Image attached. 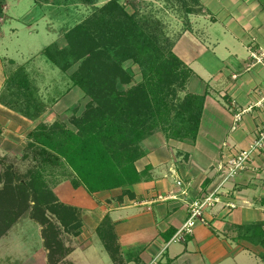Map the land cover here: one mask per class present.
<instances>
[{
  "label": "crops",
  "instance_id": "1",
  "mask_svg": "<svg viewBox=\"0 0 264 264\" xmlns=\"http://www.w3.org/2000/svg\"><path fill=\"white\" fill-rule=\"evenodd\" d=\"M201 2L213 20L197 23L193 34L184 35L175 46V52L194 71L189 91L207 92L197 139L168 138L161 131L147 137L142 142L145 155L136 162L143 173L139 183L97 193L66 181L56 192L52 187L61 203L81 213L85 225L91 228L95 223L91 230L86 226L73 234V249L62 259L65 264H264L262 244L245 238L252 232L239 236L237 228L264 223V157H257L256 165L222 189L226 193L223 201L237 204L236 208L229 210L219 203L207 211L209 226L197 224L186 241L173 239L187 218L186 200L202 195L216 182L215 165L223 156L224 143L237 149L247 147L261 124L256 113L250 112L244 114L241 126L232 130L237 111L233 103L246 108L264 89V66L253 56H264V0ZM0 5L1 175L8 166L15 171L8 159L25 158L29 133L46 119H55L67 103L60 100L57 107L46 106L39 117L29 118L1 101L9 75L20 66L30 71L29 61L43 57L41 52L52 40L53 31L47 18L28 21L35 0H1ZM199 28L204 33L200 41L194 35ZM40 32L47 45L37 43L36 47ZM69 94L67 101L79 94V87L71 86ZM105 221L115 241L116 259L107 248H99V238L103 239L98 228ZM30 222L38 225L37 232L29 229ZM42 228L30 214H24L0 239V264H62L52 262Z\"/></svg>",
  "mask_w": 264,
  "mask_h": 264
},
{
  "label": "trees",
  "instance_id": "2",
  "mask_svg": "<svg viewBox=\"0 0 264 264\" xmlns=\"http://www.w3.org/2000/svg\"><path fill=\"white\" fill-rule=\"evenodd\" d=\"M195 2L199 5L197 13L202 2ZM66 41L64 48L48 45L43 54L64 71L81 61L70 78L74 86L91 96L92 102L77 121L76 130L61 122H41L29 133L27 146L38 163L24 176L11 167L0 175V179L8 177L0 189V239L29 213L43 227L51 252L47 225L52 229L62 226L66 231L76 228L78 235L81 223L76 209L61 203L51 188L47 180L49 165L72 169L73 185H83L90 193L139 183L143 173L137 170L136 162L145 155L142 142L157 131L168 138L196 140L207 98V92L187 91L194 71L174 51L176 41L164 38L159 22L137 10L129 12L118 0L108 1L87 22L78 24L68 32ZM127 60H134L140 67V83L131 84L132 70L124 66ZM21 67L7 78L1 101L29 118H37L45 107L33 98L29 77ZM124 85L129 86L121 88ZM237 228L239 236L252 232L245 238L264 247V223ZM98 232L116 259L106 221Z\"/></svg>",
  "mask_w": 264,
  "mask_h": 264
},
{
  "label": "rangeland",
  "instance_id": "3",
  "mask_svg": "<svg viewBox=\"0 0 264 264\" xmlns=\"http://www.w3.org/2000/svg\"><path fill=\"white\" fill-rule=\"evenodd\" d=\"M108 1L111 0H35V5L32 8L31 15L28 17V21L35 20L39 17L47 18L49 30L51 29L53 31L51 36L52 40L49 42V45L57 44L59 47L64 48L68 45L66 41V35L68 34V32H70L78 24L87 22L89 18H91V15L95 14V12H97V10L104 6ZM186 1L187 6H184V0H118L119 4L125 6L129 12L133 13L135 10H137L140 13H145L151 16L154 20H157L159 22L160 28L162 29V33L164 34V38L170 37L172 41H176V45L184 35L193 34L192 31L194 30V28H196L197 23L204 21L208 23L207 20H213V16H211V14H207V12L204 11L205 8L203 4L201 11L194 13L196 10H199V5L195 2V0ZM0 8H2L1 5ZM213 14L214 13H212V15ZM203 15H207L208 17L204 18L202 17ZM198 25H201V23H199ZM43 30L45 32L47 29L43 27ZM41 34L43 33L40 32L38 40L34 41V46L36 47L38 46L37 43L43 46L47 45V43L45 44L44 40L41 38ZM203 34L204 33L202 29L200 30V28L198 31H196V33H194L195 37L199 41L201 40V36H203ZM29 45H31L30 42ZM10 46L15 47L14 44H10ZM185 47L187 46L185 45ZM42 53L43 52H41V54ZM29 62H31L30 65L33 67L30 71H28L25 67L21 68L24 69L29 77L34 93L33 98L38 100V102H41V104L43 105L42 107L49 106L51 109H53V107L55 106L57 107L60 100H64V102L66 101L65 103H67L60 115L52 120L46 119L45 123L50 125L55 122H61L67 127L76 130L77 121L84 114L87 107L92 102L91 96L87 95L80 86H77L79 87V94H74V96H71L70 101L66 100V98L70 96V94L67 95V93H69L71 86H74L73 81L70 77L80 67L81 61L77 62L65 71L51 63L50 60L47 59V57H44V55L43 57L41 56L38 59L32 58V60ZM44 62H46V64H44ZM124 66L127 69L132 70L133 77L131 84H137L143 80L141 69L134 62V60L125 61ZM128 86L129 85H124L121 86V88L126 89ZM48 88L49 91H51L50 94L48 93ZM217 89H219V86H217ZM187 91H189L188 87ZM73 93L75 92H72L71 94ZM218 96L219 92L216 91L215 98H217ZM67 99L69 100V98ZM255 117L260 118L258 117L257 113ZM260 123L261 124H259L257 127L254 140L257 138V132L262 127L263 122L261 121ZM24 154H29V157L26 159L23 157H15V159L7 160L8 165H12L19 176H24L30 168L38 163V161L35 159L33 150L28 149ZM257 157H264V149L262 150V153ZM255 160L253 166L256 165ZM218 163L219 162H217V164ZM217 164L215 166H217ZM7 168H10V166H8ZM47 170V180L51 188L53 187L54 191L55 188L58 187V185H63L65 181L69 185L73 184L72 181L74 180V173L69 167L49 165L47 167ZM7 179L8 177L5 176L3 179H0V181H2V184H4V181H6ZM2 187L3 185L0 188ZM56 194L59 197V194ZM76 212L81 223V232L85 229L87 224H84L81 218L82 215L81 213H79V211H77V209ZM46 213L54 222H57L56 217L51 212L47 211ZM30 225L31 227H29V229H34L35 232L38 231V225L34 224V222H30ZM94 225L95 223L92 224L91 228H89L88 226L87 227L91 230ZM59 227V229H52L51 227H49V225H47V243L50 242V244L53 246L52 262H61L63 261L62 259L70 253V250L73 249L71 247L74 236L73 234H75L76 231L79 230L76 228H70L68 231H66L64 227ZM18 228H16L15 230H21L22 226L21 228ZM43 231L44 230L42 228V232ZM67 242L69 245H67ZM98 242L100 249L106 248L104 247L105 244H102L104 242H102L100 238ZM114 242L115 241L111 242L113 247L115 246ZM65 263L66 261L64 260L62 264Z\"/></svg>",
  "mask_w": 264,
  "mask_h": 264
},
{
  "label": "built area",
  "instance_id": "4",
  "mask_svg": "<svg viewBox=\"0 0 264 264\" xmlns=\"http://www.w3.org/2000/svg\"><path fill=\"white\" fill-rule=\"evenodd\" d=\"M253 56L257 60V63L264 66V56L262 58H258L255 54ZM258 93L259 99L246 108H239L233 103L237 111L233 115L232 126L233 131L237 130L241 126L244 114L247 112L257 113L263 122L261 129L257 132V138L249 143L247 147L240 149L224 143L223 156L216 166L218 173L217 180L202 195H197L186 200L187 218L174 236L173 239L175 241H186L188 236L193 235L197 224L209 226L210 220L207 217V211L217 204L223 203L224 207L226 206L229 210L237 207L233 202L223 201V195H226V193L222 192V189L227 182L233 180L243 171L253 167L255 158L264 149V89L259 90ZM178 184L183 185V181L179 180ZM183 194L188 195L189 192L183 191Z\"/></svg>",
  "mask_w": 264,
  "mask_h": 264
}]
</instances>
